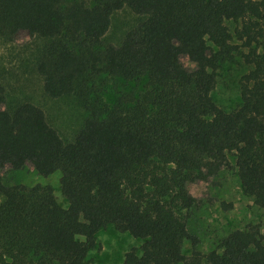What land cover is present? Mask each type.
<instances>
[{
  "label": "trees",
  "instance_id": "obj_1",
  "mask_svg": "<svg viewBox=\"0 0 264 264\" xmlns=\"http://www.w3.org/2000/svg\"><path fill=\"white\" fill-rule=\"evenodd\" d=\"M124 8L142 21L120 45L103 47L112 16ZM248 18L254 21L237 40L251 49L264 39V0H94L92 7L0 0V37L14 43L27 32L49 40L36 61L45 94L60 99L81 82L88 113L66 144L34 104L3 109L0 79V264H92L96 235L108 226L144 241L123 264H264L259 228L234 231L221 252L205 254L182 214L200 204L189 186L228 168L230 156L245 195L264 209V49L245 56L254 68L243 78L238 110L211 99L216 71L240 48L226 23ZM182 56L197 70L178 79ZM101 76L148 83L111 103L91 84ZM27 164L44 178L61 173L67 209L49 186H4L7 166Z\"/></svg>",
  "mask_w": 264,
  "mask_h": 264
},
{
  "label": "rangeland",
  "instance_id": "obj_2",
  "mask_svg": "<svg viewBox=\"0 0 264 264\" xmlns=\"http://www.w3.org/2000/svg\"><path fill=\"white\" fill-rule=\"evenodd\" d=\"M73 4L92 7L94 0H65L66 6ZM142 19L129 8L116 12L112 16L110 29L103 39L102 46L120 45L125 35ZM248 20L254 21L248 18L226 23L233 36L232 44L240 48L232 61L223 64L216 71V84L211 99L228 113L242 106V81L254 68L246 62L245 56L251 49L258 50L259 54L264 49V39L251 49L242 47L241 42L237 40V31L241 30ZM48 43L49 40L31 37L27 32L21 33L14 43L0 37V79L7 98L3 109L11 111L22 103L34 104L44 111L49 125L58 132L64 143L69 144L74 142L79 131L84 127L88 113L85 99L80 96L81 82L77 83L73 93L60 99H51L45 94L44 79L37 72L36 61ZM196 70L197 65L191 63L186 56H182L180 66L175 70V76L181 79ZM147 83L137 86L101 76L91 84L96 85L98 89L104 88L106 92L104 100L112 103L121 93H141ZM93 95L91 93L88 99H93ZM1 176L6 187L49 186L53 189L59 206L68 208V202L61 195L59 172L44 178L31 164H27L21 169L7 166L1 172ZM189 191L200 201V204L182 214L187 219L190 234L199 239L198 251L205 254L215 250L221 252L223 240L237 230L244 231L257 227L264 237V209L259 208L253 198L245 195L234 157H229L228 168L221 169L208 182L190 185ZM4 200L0 195V204ZM96 240L97 247L88 256L92 264H123L128 252L139 249L144 244L143 240L118 232L114 226L99 231ZM193 250L190 242L184 244L185 256L190 257Z\"/></svg>",
  "mask_w": 264,
  "mask_h": 264
}]
</instances>
